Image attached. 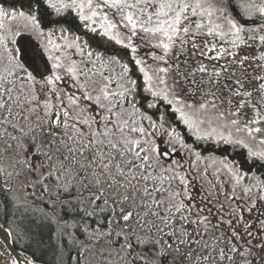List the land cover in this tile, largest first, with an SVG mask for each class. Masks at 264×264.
I'll return each instance as SVG.
<instances>
[{"label":"snow or ice","instance_id":"1","mask_svg":"<svg viewBox=\"0 0 264 264\" xmlns=\"http://www.w3.org/2000/svg\"><path fill=\"white\" fill-rule=\"evenodd\" d=\"M0 257L264 264V0L0 5Z\"/></svg>","mask_w":264,"mask_h":264},{"label":"flooded vegetation","instance_id":"2","mask_svg":"<svg viewBox=\"0 0 264 264\" xmlns=\"http://www.w3.org/2000/svg\"><path fill=\"white\" fill-rule=\"evenodd\" d=\"M73 31H74V34L78 33L80 35V39H82L81 42L86 41L92 47L93 50L100 51V52H103L105 54H114V55H117L119 58H120V55H122V60H124V61H127L129 59L128 55L126 54L127 50L119 47V45H116L114 41L109 40L107 37H101L98 33L86 32L83 28H80L78 26L75 27L73 29ZM22 44H24V43H22ZM134 75H136V74L134 73ZM174 126L177 127V129H180V131H182V132L184 131V130H182V128L179 125L174 124ZM183 133H182V135L184 136V139L187 142L194 144V146H196L197 148H203L202 145L197 144V143H193L191 141V139L186 135V133H184V134ZM209 149H210V147H208V149H206V150L209 151ZM219 151L222 153V150H219ZM233 156H234V158L235 157L242 158V157H240V155L236 156V154Z\"/></svg>","mask_w":264,"mask_h":264},{"label":"rangeland","instance_id":"3","mask_svg":"<svg viewBox=\"0 0 264 264\" xmlns=\"http://www.w3.org/2000/svg\"><path fill=\"white\" fill-rule=\"evenodd\" d=\"M33 40H35V42H37V39L35 37H33ZM119 47H121V46H119ZM145 51H147V50L146 49L142 50L140 52V55L143 56V54H144ZM243 54L244 53L242 52L241 55H243ZM179 126L182 128V130H184L183 132L186 133V135L191 139V141L193 143H197V144H200V145L203 146V148H197L195 146L196 149L202 153V156H204V157H211V156L216 157L217 166H219V159H220V157L226 155V153L222 150V148L220 146L218 147V145H216L213 141H199V142L194 141V138L191 137V135L188 132V130L186 128H184L183 125H179ZM166 127H171V126H166ZM173 127H175V126L173 125ZM177 131L184 138V136L182 135L183 132L180 131V129H177ZM167 140H168L167 134H164V135H162V136L159 137V146H161V149H167V148H170L171 147V145L165 143V141H167ZM189 144H191V143H189ZM177 147H179V146L177 145ZM208 147H210L209 151L206 150V149H208ZM219 150H222V153L219 152ZM181 154H182V150H181ZM235 154H236V156L239 155V154L242 156V154L240 153L239 149L236 150V153ZM228 155H232L231 151H229ZM233 158H234V156H233ZM184 159H188V157L187 156H184ZM234 159H241V158L235 157ZM206 162L207 163H210L211 161H206Z\"/></svg>","mask_w":264,"mask_h":264},{"label":"trees","instance_id":"4","mask_svg":"<svg viewBox=\"0 0 264 264\" xmlns=\"http://www.w3.org/2000/svg\"><path fill=\"white\" fill-rule=\"evenodd\" d=\"M22 2H23V0H0V5H2L4 7H11L13 5L19 6V4L22 3ZM81 41H82V39H81ZM120 58L122 59V55H120ZM173 123L177 124L175 121H171V125H166V126L173 127V125H174ZM218 147H219V145H218ZM240 157H242V156L240 155ZM25 243H26V241H20L18 244L14 245V246L22 251V249L24 248V244ZM23 253L24 254H32V253H34L36 258H37V260H38V262H46V261H48L50 259L49 255H47V254L42 255L40 249H38L35 244H33L32 247L27 250V253H25V252H23Z\"/></svg>","mask_w":264,"mask_h":264},{"label":"water","instance_id":"5","mask_svg":"<svg viewBox=\"0 0 264 264\" xmlns=\"http://www.w3.org/2000/svg\"><path fill=\"white\" fill-rule=\"evenodd\" d=\"M18 39H21V43H24V44H28L30 42H35V40H33V38H31V41L29 40V37L27 35H25L23 38H18ZM161 148V146H160ZM220 152V151H219ZM16 250V253L18 255H20L21 257L24 255L23 251H21L20 249H18L17 247L13 246Z\"/></svg>","mask_w":264,"mask_h":264},{"label":"bare ground","instance_id":"6","mask_svg":"<svg viewBox=\"0 0 264 264\" xmlns=\"http://www.w3.org/2000/svg\"><path fill=\"white\" fill-rule=\"evenodd\" d=\"M0 260H2V257H0Z\"/></svg>","mask_w":264,"mask_h":264}]
</instances>
